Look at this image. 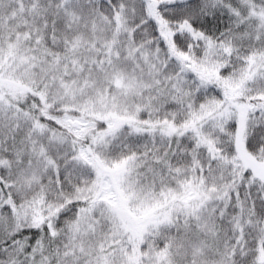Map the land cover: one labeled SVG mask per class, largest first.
Returning a JSON list of instances; mask_svg holds the SVG:
<instances>
[{
  "label": "snow or ice",
  "instance_id": "obj_1",
  "mask_svg": "<svg viewBox=\"0 0 264 264\" xmlns=\"http://www.w3.org/2000/svg\"><path fill=\"white\" fill-rule=\"evenodd\" d=\"M0 264H264V0H0Z\"/></svg>",
  "mask_w": 264,
  "mask_h": 264
}]
</instances>
